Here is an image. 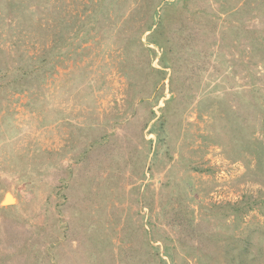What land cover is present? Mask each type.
<instances>
[{"label": "rangeland", "instance_id": "rangeland-1", "mask_svg": "<svg viewBox=\"0 0 264 264\" xmlns=\"http://www.w3.org/2000/svg\"><path fill=\"white\" fill-rule=\"evenodd\" d=\"M0 50V264H264V0H0Z\"/></svg>", "mask_w": 264, "mask_h": 264}, {"label": "trees", "instance_id": "trees-1", "mask_svg": "<svg viewBox=\"0 0 264 264\" xmlns=\"http://www.w3.org/2000/svg\"><path fill=\"white\" fill-rule=\"evenodd\" d=\"M15 2V1H14ZM18 2H22V0H18ZM12 4H14V3H12L11 1H10V3H9V5H10V7L11 8H13V9H15L14 7H13V5ZM36 4H38V2H36ZM156 6V5H155ZM16 10V9H15ZM154 15L155 16H157V18H159V16L157 15V11L155 10V12H154ZM152 23H146V25L145 26H143V30H142V33L143 32H145V31H149L151 28H152ZM154 30V29H153ZM85 32H87V31H85ZM104 33H106L105 31H104ZM130 40H133V41H130ZM182 43L181 44H183L184 45V43L186 44V46H189V44L186 42V38L184 37V38H182ZM149 43H151V41H150V39H149V41H148V43H144V42H141L140 40H139V42L136 40V38H134V37H129V39H128V45H126V49H125V55H124V57H125V60H126V63H128V60H130V64L128 63V65H131V61H132V57H135V55L137 54V55H145V54H148L147 56L149 57V59H148V61H149V63H148V65H147V67H148V70H155V71H160L161 73L163 72V68H165V67H167V66H171V65H169V64H165V63H162V62H160V65H161V69H157V68H152L151 66H150V60H151V58H152V54H153V51L154 50H152V48L149 46ZM0 51H2V50H0ZM21 58H25V57H21ZM29 58H31V57H29ZM140 59V58H139ZM1 62V61H0ZM27 62H29L30 63V61L29 60H27V61H24V62H22V63H24V64H27ZM33 65H34V67L33 68H35L36 69V71H37V73H35L36 74V76H37V78L38 77H41V78H43L45 75H48L49 73H47V72H45V71H47V70H50V69H52L53 70V68H54V66L56 65L55 64V62H53V61H51V60H42L41 62H39V64L37 63V66H36V64L35 63H32ZM32 64H29V66L30 67H32ZM28 65V64H27ZM131 68H134L135 66L134 65H131L130 66ZM172 67V66H171ZM5 68H3L2 67V65H1V63H0V70H4ZM149 71H147V73H148ZM143 73V72H142ZM164 73V72H163ZM44 75V76H43ZM25 76V74L23 73V77ZM142 76V75H141ZM14 79H16V78H14ZM14 81H16V80H14ZM29 79L27 80H19V81H16V82H14V83H16L17 85H21L22 83H27V86L26 87H28V88H31L30 86H29ZM32 81V80H31ZM38 81V80H37ZM154 89L156 90L157 89V87L156 86H154ZM24 90V89H23ZM18 91L19 92H22V89H18ZM160 96L159 95H157V96H155L154 97V104H156L157 102H158V98H159ZM153 118H156V114H155V112H154V110H150V114H149V118L147 119V122H150ZM94 120V119H93ZM164 124V120L162 119V117L160 116V117H157L156 118V120H154V122H153V127L151 128V130H150V132H152V133H154V135L156 136V140L155 141H157V142H160V141H163V138H162V136H161V132L160 131H158V127L160 128V129H162V125ZM22 247H24L23 245H22ZM26 249H27V246L25 247ZM21 249V248H20ZM29 250H31V254L34 256L33 257V259H32V261H31V263H35V264H38L39 263V261L41 260L39 257H38V251H36V249H29ZM37 257V258H36Z\"/></svg>", "mask_w": 264, "mask_h": 264}, {"label": "bare ground", "instance_id": "bare-ground-1", "mask_svg": "<svg viewBox=\"0 0 264 264\" xmlns=\"http://www.w3.org/2000/svg\"><path fill=\"white\" fill-rule=\"evenodd\" d=\"M7 202H10V200L8 199Z\"/></svg>", "mask_w": 264, "mask_h": 264}]
</instances>
